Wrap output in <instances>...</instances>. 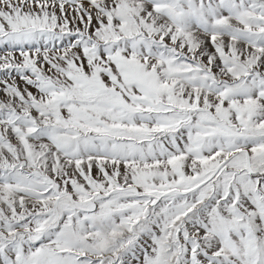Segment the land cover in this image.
Returning a JSON list of instances; mask_svg holds the SVG:
<instances>
[{
	"label": "snow or ice",
	"instance_id": "6c2138e0",
	"mask_svg": "<svg viewBox=\"0 0 264 264\" xmlns=\"http://www.w3.org/2000/svg\"><path fill=\"white\" fill-rule=\"evenodd\" d=\"M0 264H264V0H0Z\"/></svg>",
	"mask_w": 264,
	"mask_h": 264
}]
</instances>
